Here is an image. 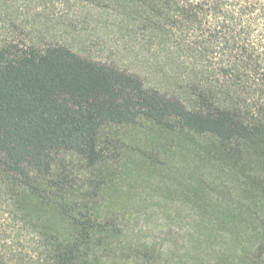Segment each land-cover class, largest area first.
Here are the masks:
<instances>
[{"label": "trees", "instance_id": "trees-1", "mask_svg": "<svg viewBox=\"0 0 264 264\" xmlns=\"http://www.w3.org/2000/svg\"><path fill=\"white\" fill-rule=\"evenodd\" d=\"M106 1L156 52L148 80L65 45L0 49V264L96 256L94 216L84 220L55 157L95 165L103 130L140 120L200 143L215 169L212 206L225 208L213 225L234 226L243 259L264 264V0Z\"/></svg>", "mask_w": 264, "mask_h": 264}, {"label": "rangeland", "instance_id": "rangeland-1", "mask_svg": "<svg viewBox=\"0 0 264 264\" xmlns=\"http://www.w3.org/2000/svg\"><path fill=\"white\" fill-rule=\"evenodd\" d=\"M121 11L106 0H0V49L65 45L148 80L145 73L159 68L149 63L156 52ZM101 142L95 165L75 151L55 157L84 220L94 216L96 256L83 264H263L256 255L243 259L228 235L234 226L213 225L225 208L212 206L215 169L194 137L140 120L106 127ZM216 192L225 198V190Z\"/></svg>", "mask_w": 264, "mask_h": 264}]
</instances>
